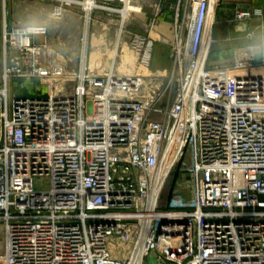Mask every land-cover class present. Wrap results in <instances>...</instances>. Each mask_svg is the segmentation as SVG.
Wrapping results in <instances>:
<instances>
[{
    "label": "built area",
    "instance_id": "1",
    "mask_svg": "<svg viewBox=\"0 0 264 264\" xmlns=\"http://www.w3.org/2000/svg\"><path fill=\"white\" fill-rule=\"evenodd\" d=\"M50 18L82 7L87 28L107 0H48ZM90 2V3H89ZM219 0H178L173 104L149 120L157 77L136 72L152 58L150 35L132 34V73L93 69L72 93L17 96L16 78H48L41 40L49 24H4L0 81V264H264V74L254 54L211 69L207 35ZM90 4V6H88ZM183 8V10H182ZM124 15V13H123ZM125 18V17H124ZM236 9L235 23H260ZM53 75V74H52ZM189 162V164H187ZM185 165L193 197L163 204L167 182ZM112 246L117 247L114 252ZM130 247L128 254L123 251Z\"/></svg>",
    "mask_w": 264,
    "mask_h": 264
},
{
    "label": "rangeland",
    "instance_id": "2",
    "mask_svg": "<svg viewBox=\"0 0 264 264\" xmlns=\"http://www.w3.org/2000/svg\"><path fill=\"white\" fill-rule=\"evenodd\" d=\"M104 3L107 0H98ZM52 3L48 0H0V26L3 22L21 24L25 26H39L49 24V33L40 39L47 42L49 49L43 56L44 66L48 71L52 65L64 67L71 77L49 75L48 78H16L10 83V93L17 96L32 95H51L72 93L78 82L79 77L83 76L82 63H90L89 50L101 47L102 33H113L121 31L122 41L129 45L132 34H148L153 39V49L157 46L162 47L169 56H165L168 66L163 68H153V61L148 67H140L136 71L147 75L146 79L157 77L161 85V92L155 100L153 110L150 112L149 120H161L163 115L160 110H167L175 99L177 81L174 75L173 43L178 18V6L176 0H131V4L141 6V11H131L127 18L120 11L95 10L92 14L93 21L89 32V44L85 46L87 30L86 18L82 7L69 9L65 17L59 21L51 20ZM117 10L124 9L125 0L111 2ZM183 10V8H182ZM3 28L0 32V74L3 70ZM50 47L56 53H50ZM129 47V46H128ZM132 49V47H129ZM86 50L88 57L84 58ZM133 50V49H132ZM244 53V52H243ZM61 54L65 60L57 59ZM254 66L261 62L254 54ZM108 56L100 66H93L103 73L110 71L107 65ZM121 64V60H116V65ZM61 70L58 69V72ZM58 92V93H57ZM189 164V162H187ZM185 165H180L172 172L163 193V204L175 196H184L187 199L193 197V184L189 172ZM4 235L0 234V253H3ZM148 261V260H147Z\"/></svg>",
    "mask_w": 264,
    "mask_h": 264
},
{
    "label": "crops",
    "instance_id": "3",
    "mask_svg": "<svg viewBox=\"0 0 264 264\" xmlns=\"http://www.w3.org/2000/svg\"><path fill=\"white\" fill-rule=\"evenodd\" d=\"M219 6L215 12V24L212 30L214 43L209 56L211 69H231L243 52L255 54L264 63V0H219ZM178 6V0H176ZM258 9L263 13L260 23L240 22L232 20L236 9ZM4 38V22L3 26ZM148 35V34H145ZM4 46V45H3ZM2 46V48H3ZM169 56L162 47H155L152 51L153 68L168 66L165 56ZM4 58V54H3ZM4 68V64H3ZM253 72L257 75L264 74V66H255ZM0 74V81L2 79ZM15 80V79H14ZM13 80V81H14Z\"/></svg>",
    "mask_w": 264,
    "mask_h": 264
},
{
    "label": "bare ground",
    "instance_id": "4",
    "mask_svg": "<svg viewBox=\"0 0 264 264\" xmlns=\"http://www.w3.org/2000/svg\"><path fill=\"white\" fill-rule=\"evenodd\" d=\"M88 6H90V4ZM141 9H142L141 6L129 4L126 7V9L123 11V13H124L125 18H127L129 16V14L131 13V11L139 12V11H141ZM214 17H215L214 14H212L211 17L209 18V23H208V27H207V35H210V33H211ZM88 44H89V31L87 28L86 37H85V46H86L85 49H87ZM99 45L101 47L100 50H98V49H92L91 51L89 50V59H90L91 67H93L95 65L96 66L102 65L105 57L108 56L107 65L110 66L109 70H112V68L115 64V61L117 59H120L121 60V65L119 68L120 71L122 73H132L133 72L132 68L130 69L126 66V63H131L132 67H134L135 63L137 62L138 55L135 51H133L131 48H129L125 42L122 41L121 31H118V32L116 31V32L110 33V32H107V30H105L102 33L101 41L99 42ZM51 51H53V50L50 47V53H53V52L56 53L55 51H53V52H51ZM56 56H57L58 60H61V61L65 60V58L61 54H58ZM85 57H88L86 50L84 51V58ZM58 69H60L61 71L58 72ZM49 72L51 74L56 75V76H62L65 78L72 76V74L69 73L62 66L57 67L55 65H52ZM129 249H130L129 246L123 249L125 254H128ZM112 250L114 252L118 251L117 247H115V246H112ZM2 257H3V254L0 253V260L2 259ZM137 257H138L137 258V260H138L137 264H141L142 253L140 252Z\"/></svg>",
    "mask_w": 264,
    "mask_h": 264
},
{
    "label": "water",
    "instance_id": "5",
    "mask_svg": "<svg viewBox=\"0 0 264 264\" xmlns=\"http://www.w3.org/2000/svg\"><path fill=\"white\" fill-rule=\"evenodd\" d=\"M149 264H158L155 256H150L148 259Z\"/></svg>",
    "mask_w": 264,
    "mask_h": 264
}]
</instances>
